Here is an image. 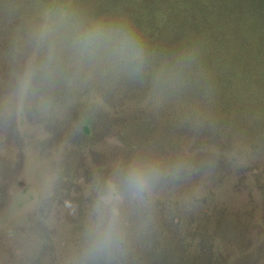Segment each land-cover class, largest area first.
<instances>
[{"label":"trees","instance_id":"1","mask_svg":"<svg viewBox=\"0 0 264 264\" xmlns=\"http://www.w3.org/2000/svg\"><path fill=\"white\" fill-rule=\"evenodd\" d=\"M97 23L135 34L138 72L80 50ZM32 71L53 137L89 150L71 173L90 192L64 184L0 264H264V0H0V169L7 96ZM110 184L118 238L88 252Z\"/></svg>","mask_w":264,"mask_h":264},{"label":"rangeland","instance_id":"2","mask_svg":"<svg viewBox=\"0 0 264 264\" xmlns=\"http://www.w3.org/2000/svg\"><path fill=\"white\" fill-rule=\"evenodd\" d=\"M31 74L26 72L15 98L14 90L7 96L11 103L5 117L10 122L8 126L18 133L16 141L9 145L6 142L4 148L7 151L9 146L11 150L7 154L11 164L0 169V175L3 170L6 174L3 180L0 178V183L4 182L0 185V247L17 246L22 236H32L29 231L23 232V228L28 230L35 222V215L44 203H50L55 210L58 201L63 198L61 190L64 184H73V191L81 194L90 192L83 173L79 179L75 176L76 172L71 173V170L83 167V157H77L73 151L83 149L89 153V150L77 143H68L60 133L53 137V131L59 130V127L55 129L52 126L53 129H50L46 119L51 116V105L35 89L36 81L32 80V76L35 79L36 74L34 71ZM100 147L103 148V143ZM109 191L106 197L111 200L114 185L110 184ZM53 220L51 217L48 222Z\"/></svg>","mask_w":264,"mask_h":264},{"label":"clouds","instance_id":"3","mask_svg":"<svg viewBox=\"0 0 264 264\" xmlns=\"http://www.w3.org/2000/svg\"><path fill=\"white\" fill-rule=\"evenodd\" d=\"M77 43L84 54L103 55L116 68L138 72L144 63L142 44L130 29L123 26L94 24L79 35ZM149 179L146 173L134 170L125 175L123 183L135 195L146 189ZM95 212L97 219L89 230L88 252H102L118 238L117 214L110 206V197H101Z\"/></svg>","mask_w":264,"mask_h":264}]
</instances>
